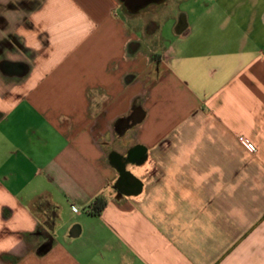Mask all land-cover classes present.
I'll list each match as a JSON object with an SVG mask.
<instances>
[{
	"label": "crops",
	"instance_id": "1",
	"mask_svg": "<svg viewBox=\"0 0 264 264\" xmlns=\"http://www.w3.org/2000/svg\"><path fill=\"white\" fill-rule=\"evenodd\" d=\"M188 4L0 0V264H264V0Z\"/></svg>",
	"mask_w": 264,
	"mask_h": 264
},
{
	"label": "rangeland",
	"instance_id": "2",
	"mask_svg": "<svg viewBox=\"0 0 264 264\" xmlns=\"http://www.w3.org/2000/svg\"><path fill=\"white\" fill-rule=\"evenodd\" d=\"M195 0H176L177 2V7L175 9V12H177L178 14L180 13V11H183L186 8V5H189L188 3H194ZM200 1V0H197ZM162 21V20H161ZM173 20H170L169 23L166 26L165 29V37L167 36H171V30H173L174 26H173Z\"/></svg>",
	"mask_w": 264,
	"mask_h": 264
},
{
	"label": "water",
	"instance_id": "3",
	"mask_svg": "<svg viewBox=\"0 0 264 264\" xmlns=\"http://www.w3.org/2000/svg\"><path fill=\"white\" fill-rule=\"evenodd\" d=\"M131 13H136L144 6V0H122Z\"/></svg>",
	"mask_w": 264,
	"mask_h": 264
},
{
	"label": "built area",
	"instance_id": "4",
	"mask_svg": "<svg viewBox=\"0 0 264 264\" xmlns=\"http://www.w3.org/2000/svg\"><path fill=\"white\" fill-rule=\"evenodd\" d=\"M241 141L252 151L256 149L254 143H252L247 137H241Z\"/></svg>",
	"mask_w": 264,
	"mask_h": 264
},
{
	"label": "trees",
	"instance_id": "5",
	"mask_svg": "<svg viewBox=\"0 0 264 264\" xmlns=\"http://www.w3.org/2000/svg\"><path fill=\"white\" fill-rule=\"evenodd\" d=\"M95 205L98 210L102 209L105 205V200L101 197H97L95 200Z\"/></svg>",
	"mask_w": 264,
	"mask_h": 264
},
{
	"label": "flooded vegetation",
	"instance_id": "6",
	"mask_svg": "<svg viewBox=\"0 0 264 264\" xmlns=\"http://www.w3.org/2000/svg\"><path fill=\"white\" fill-rule=\"evenodd\" d=\"M150 1H152V0H144V2H150Z\"/></svg>",
	"mask_w": 264,
	"mask_h": 264
}]
</instances>
